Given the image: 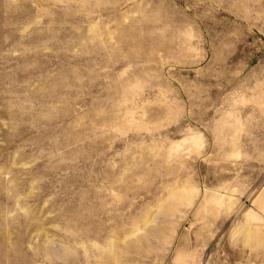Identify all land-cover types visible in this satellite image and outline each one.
Wrapping results in <instances>:
<instances>
[{
    "label": "rangeland",
    "instance_id": "374dc122",
    "mask_svg": "<svg viewBox=\"0 0 264 264\" xmlns=\"http://www.w3.org/2000/svg\"><path fill=\"white\" fill-rule=\"evenodd\" d=\"M263 185L264 0H0V264H264Z\"/></svg>",
    "mask_w": 264,
    "mask_h": 264
},
{
    "label": "crops",
    "instance_id": "0c3cea01",
    "mask_svg": "<svg viewBox=\"0 0 264 264\" xmlns=\"http://www.w3.org/2000/svg\"><path fill=\"white\" fill-rule=\"evenodd\" d=\"M252 199L253 202L251 203H253V208H249L253 210L255 214L253 230L257 231L259 236L255 237L254 239H246L242 236H239L237 231L241 229V224H243L241 223L242 220L240 218H235V214L230 217V215L222 211L216 215L214 220L211 219L210 221H206V224L211 225V230L214 229L217 231L218 229H221L223 226H225L221 238L216 239L215 246L212 248V250L222 245L221 248L223 249V252L230 257L246 253L251 255H259L264 258V185L261 186L258 192L254 193ZM249 216L252 217V214L250 213ZM200 240L201 254L199 253V257H202L204 253L207 252V249L210 246L212 247L214 241L213 236L207 234L202 236ZM220 242L222 243L221 245ZM213 254V251L210 252V256Z\"/></svg>",
    "mask_w": 264,
    "mask_h": 264
}]
</instances>
